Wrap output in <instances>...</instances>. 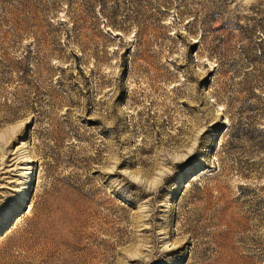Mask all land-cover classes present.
Returning a JSON list of instances; mask_svg holds the SVG:
<instances>
[{"label":"rangeland","instance_id":"rangeland-1","mask_svg":"<svg viewBox=\"0 0 264 264\" xmlns=\"http://www.w3.org/2000/svg\"><path fill=\"white\" fill-rule=\"evenodd\" d=\"M0 264H264V0H0Z\"/></svg>","mask_w":264,"mask_h":264}]
</instances>
